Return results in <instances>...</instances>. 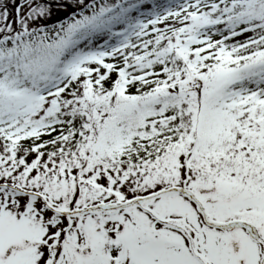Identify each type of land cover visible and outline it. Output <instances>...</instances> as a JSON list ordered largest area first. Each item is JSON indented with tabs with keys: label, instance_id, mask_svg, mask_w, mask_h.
<instances>
[{
	"label": "snow or ice",
	"instance_id": "snow-or-ice-1",
	"mask_svg": "<svg viewBox=\"0 0 264 264\" xmlns=\"http://www.w3.org/2000/svg\"><path fill=\"white\" fill-rule=\"evenodd\" d=\"M0 264H264V0H0Z\"/></svg>",
	"mask_w": 264,
	"mask_h": 264
}]
</instances>
